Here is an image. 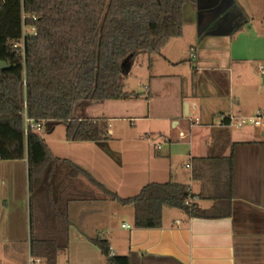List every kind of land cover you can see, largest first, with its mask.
Returning <instances> with one entry per match:
<instances>
[{
	"label": "crops",
	"instance_id": "1",
	"mask_svg": "<svg viewBox=\"0 0 264 264\" xmlns=\"http://www.w3.org/2000/svg\"><path fill=\"white\" fill-rule=\"evenodd\" d=\"M185 8L182 36L149 55L129 90L145 54L134 59L125 89L140 97L75 106V118L108 121V140L68 141L66 124L55 137L60 123H48L42 137L58 161L38 175L44 199L33 224L57 240V264H109L97 238L130 264H264V131L229 123L264 111V0H197L187 16ZM65 160L97 183L72 176ZM167 182L186 185L205 216L164 207L160 227L139 228L134 206L108 194L131 198ZM46 193L68 225L48 212ZM34 194L28 158L0 159V264H28Z\"/></svg>",
	"mask_w": 264,
	"mask_h": 264
},
{
	"label": "trees",
	"instance_id": "2",
	"mask_svg": "<svg viewBox=\"0 0 264 264\" xmlns=\"http://www.w3.org/2000/svg\"><path fill=\"white\" fill-rule=\"evenodd\" d=\"M187 3L197 0H0V60L10 64L0 69V159L28 158L32 194L42 169L58 159L37 130L25 135V113L34 122L66 124L68 141L108 140V121L75 118V106L84 100L140 97L125 89L133 61L139 54H160L171 39L182 36ZM24 26L36 27V34L25 35L23 56L14 44L23 39ZM64 162L72 176L97 183L85 169ZM108 194L134 206L139 228L160 227L164 207L205 216L195 203H186L191 193L179 183H151L131 198ZM36 201L31 196V255L57 264V240L35 232ZM58 217L69 224L62 211ZM93 241L109 264H130L127 255L110 256L106 239Z\"/></svg>",
	"mask_w": 264,
	"mask_h": 264
},
{
	"label": "built area",
	"instance_id": "3",
	"mask_svg": "<svg viewBox=\"0 0 264 264\" xmlns=\"http://www.w3.org/2000/svg\"><path fill=\"white\" fill-rule=\"evenodd\" d=\"M26 34H36V27H31V28H26L25 26L23 27V39L19 42H16L14 44V48L16 49L17 54H22L23 56L25 55V49H24V41H25V35ZM261 68L264 69V66L261 65ZM230 120V124L233 125H237V126H245V125H254V126H261L262 129L264 130V111L263 110H258L256 111V113H254L253 115L250 116H243V117H235V116H231L229 117ZM42 123L40 122H34L31 119L28 118L27 114L25 113V135L28 134L29 130L35 129L38 130L42 127ZM196 198V197H195ZM195 198L190 197L189 199H187L186 203L187 204H192L194 203ZM128 227L130 225H127ZM113 250L110 247V256H113ZM44 258L42 257H37V256H33L30 255L29 256V260H28V264H44Z\"/></svg>",
	"mask_w": 264,
	"mask_h": 264
},
{
	"label": "rangeland",
	"instance_id": "4",
	"mask_svg": "<svg viewBox=\"0 0 264 264\" xmlns=\"http://www.w3.org/2000/svg\"><path fill=\"white\" fill-rule=\"evenodd\" d=\"M194 4H192V3H187L186 4V8H185V14H186V16L188 15L187 14V11L189 10V9H192V10H194ZM147 55V56H146ZM144 58H138V60L137 61H139L138 62V64L135 66L136 68H134V72H133V74H132V76H131V78H130V80L128 81V85H127V89H131V88H138V83L141 81V79H142V74H143V71L145 70V68L146 67H148L149 66V61H148V57H149V55L148 54H145V56H143ZM144 59H147V60H144ZM144 61H145V63H144ZM82 103H88V100H84V101H82ZM256 129H257V131H260V132H263L264 130L262 129V127L261 126H254ZM47 128H48V123H45L44 125H43V127H41L40 129H38L37 130V132L41 135V136H43V137H48V136H50L49 134H48V131H47ZM63 133H64V124L63 123H60L58 126H57V128H56V130H55V132H54V136L55 137H57V136H60V135H63ZM34 194V193H33ZM48 193H46V197H45V200H43L44 201V205H45V207H48L49 208V210H48V212H50L51 214H53V215H55V216H57V214H58V211H60L59 209H60V207L58 206V204H57V201H55L54 200V195L53 194H50L51 196H52V200H49L48 199V195H47ZM34 196H36V198H37V201H39V203L41 202V200H40V197L42 198V199H44V195H39V194H37L36 192H35V194H34ZM36 201V203H38Z\"/></svg>",
	"mask_w": 264,
	"mask_h": 264
},
{
	"label": "water",
	"instance_id": "5",
	"mask_svg": "<svg viewBox=\"0 0 264 264\" xmlns=\"http://www.w3.org/2000/svg\"><path fill=\"white\" fill-rule=\"evenodd\" d=\"M7 68H10V64H8L6 61L4 60H0V69H7ZM186 109H188L189 107V104L186 103L185 105Z\"/></svg>",
	"mask_w": 264,
	"mask_h": 264
}]
</instances>
